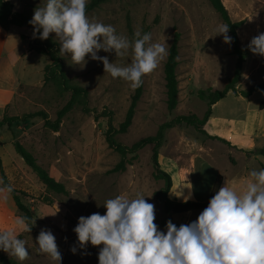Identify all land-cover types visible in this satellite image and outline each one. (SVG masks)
<instances>
[{
    "label": "rangeland",
    "instance_id": "374dc122",
    "mask_svg": "<svg viewBox=\"0 0 264 264\" xmlns=\"http://www.w3.org/2000/svg\"><path fill=\"white\" fill-rule=\"evenodd\" d=\"M10 1L14 10L32 15L41 3V0ZM222 2L232 20L244 19L236 29L240 45L248 44L251 38L264 32V0ZM86 15L94 21L112 25L117 34L130 39L127 20L133 32L137 29L142 32L147 27L153 42H162L166 38L165 42L169 45L174 33H178L175 67L178 103L170 111L165 106V57L155 70L142 76L143 89L131 124L125 132L116 135V139L124 144L153 134L161 122L177 114L192 112L202 116L206 101L197 96L196 90L208 86L220 89L232 75L235 55L231 53V43L226 44L220 35H214L216 25L222 21L207 0H107ZM15 28L8 29L11 31L7 37L10 45L15 44L14 32L19 31ZM50 36L55 40L54 34ZM243 53L244 61L237 82L239 89L264 81V56L253 54L248 49ZM38 54L43 66L49 62L48 55ZM98 55H106L109 62L116 64L131 59L130 54L119 57L113 52L99 51ZM85 59L87 62L83 67L72 64L67 55L62 57V63L70 82L87 89L89 110L84 111L75 105L62 116L56 130L46 120L56 118L57 111L69 98V92L59 91L50 82L43 84V77L41 84L20 85L0 106V117L3 114L21 116L39 110L46 114L45 118L38 115L19 119L10 126L0 128L2 172L12 187L26 194L21 200L32 209L35 220L30 232L15 230L29 250L27 259L20 261L2 250L0 254L23 264H54L46 254L38 251L35 244L41 228L50 229L56 237L62 254L61 264H98L97 253L101 245L86 244L85 249H80L72 229L80 216L94 212L104 214L102 203L116 195L134 198L139 193L145 196L144 199L154 205L153 222L159 230H164L160 225L164 217L163 203L153 195V191L162 187L163 180L152 176V144L144 145L134 156L128 154L126 157L130 158V163L124 170H111L119 160V154L107 145L104 138L107 117H94L95 112L111 110L112 123L117 125L124 117L133 88L129 82L112 78L104 72L100 61L91 60L87 55ZM263 98L262 90H255L246 97L229 90L212 104L205 130L210 133L219 127L227 128L225 133L218 135L228 142L208 138L185 124L165 130L163 142L158 148L159 165L162 169L175 166L188 173L192 200L207 198L217 173L221 175L219 188L224 185L239 192L249 182L250 170L264 168V154L245 152L264 147V109L257 108ZM14 141L28 149L42 167L64 184V193L45 189L36 174L15 152ZM171 173L174 178L178 177L174 171ZM175 183L181 186L177 180ZM167 195L176 198L170 190ZM201 211L172 214L171 218L179 227L194 221ZM17 215L19 211L11 196L0 198V230L12 228L13 218ZM71 247L77 248L75 254L70 252Z\"/></svg>",
    "mask_w": 264,
    "mask_h": 264
},
{
    "label": "clouds",
    "instance_id": "9594fccd",
    "mask_svg": "<svg viewBox=\"0 0 264 264\" xmlns=\"http://www.w3.org/2000/svg\"><path fill=\"white\" fill-rule=\"evenodd\" d=\"M88 0H41L28 24L32 38L47 39L54 34L59 53L69 56L72 64L83 67L86 55L100 61L112 78L140 87L142 76L158 67L168 53V44L153 42L151 33L137 29L131 39L117 34L112 25L94 21L86 15ZM214 35L230 44L229 25H216ZM37 33L39 34L37 36ZM247 49L264 56V32L250 39ZM99 51L131 59L123 64L109 62ZM250 180L239 192L221 186L209 199L196 219L177 227L171 220L164 230L154 223V205L137 193L134 198L116 195L102 205L104 214L80 216L72 231L80 249L86 244L101 245L98 264H264V168L248 173ZM185 188L189 190L185 192ZM11 185L0 179V198L7 199ZM171 195L181 202L192 199L190 187L177 186ZM35 220L23 215L13 218V227L0 230V250L24 261L29 256L25 241L15 230L30 232ZM38 251L54 264L62 254L50 229L41 228L35 238ZM70 252L75 254L76 247Z\"/></svg>",
    "mask_w": 264,
    "mask_h": 264
},
{
    "label": "trees",
    "instance_id": "16d2710c",
    "mask_svg": "<svg viewBox=\"0 0 264 264\" xmlns=\"http://www.w3.org/2000/svg\"><path fill=\"white\" fill-rule=\"evenodd\" d=\"M107 0H88L86 4V13L97 8L103 2ZM212 8L218 13L222 23H227L229 25L228 34L233 37L231 42V53L235 55V62L233 66V72L230 78L226 81L220 89H213L212 87H204L196 90L197 96L206 101V108L202 116H198L195 113L188 112L185 114H177L167 120L161 122L155 132L150 135L140 137L133 141L130 144H124L116 139L118 133H123L127 130L131 124L132 117L134 115L135 106L139 100L142 89H143V80L140 87L133 89L129 104L125 110L123 119L117 124L114 125L111 119V110L103 109L100 112H95L94 117L98 118L100 115L107 117L106 119V128L104 131V138L107 145L113 148L119 154V160L114 164L111 170H124L127 163H130V158L126 156L131 154L134 156L135 152L141 149L146 144H152L151 150V163H152V176L155 179H162L163 185L159 190L153 191V195L156 199H159L163 203L164 217L162 218L160 225L162 228L165 226V222L171 220L178 227V223L174 222L171 218L172 214L184 213L188 211H197L203 210L209 201V199L215 194L218 190L221 175L217 173L214 176L213 182L211 184L210 190L208 192L207 198L205 200H188L187 202H181L176 198H170L167 194L170 190L172 181L170 174L162 169L158 162V148L163 142L165 130L171 128L178 124H185L192 126L195 130L203 134L208 138H215L224 140L226 139L217 135L208 133L204 125L207 122L209 116L211 115V106L217 100L224 97L225 94L231 90L237 95L249 96L255 90L264 91V81L259 83L252 84L245 89H239L237 87V82L240 78L241 64L244 61L243 51L247 49V45H240L239 39L236 33V29L243 23L244 19L232 20L229 16L227 8L225 7L222 0H207ZM32 14L30 12L16 11L13 9V4L10 0H0V26L4 29H8L10 26H18L21 28H32L28 24V21L31 19ZM128 33L132 37L133 30L127 20L126 23ZM147 32V27L143 29L142 33ZM51 34V33H50ZM39 34L37 33V36ZM20 38L25 39L26 35L20 33ZM27 48L33 50L37 53L46 54L49 57V62L45 63L43 66V84L50 82L52 83L59 91L69 92V98L64 103V105L57 111L56 118L53 121L46 122L51 126L53 130H56L58 123L62 116L72 109L75 105L81 107L82 110L88 111L89 107L87 106V89L73 84L70 82L69 77L65 74L63 69L62 57L59 53L58 43L49 37L47 39L41 40L39 38H29L27 40ZM177 54H178V33L175 32L172 40L168 47V53L166 55L165 61L163 63V77L165 85V106L167 110H172L176 107L178 103V80L176 77L175 67L177 65ZM259 110L264 109V98L261 99L257 105ZM42 116L46 117V114L43 111H32L23 113L21 116L17 115H7L3 114L0 117V128L3 125L10 126L13 121L24 120L33 116ZM13 147L16 153H18L25 164H27L31 170L36 174L38 179L42 182L47 191H52L55 193H64L65 186L64 184L57 180L51 173H49L44 167H42L35 159L33 154L26 149L18 141L13 142ZM247 154H264V147H255L253 149L245 150ZM0 176L4 184L10 185L6 179L4 173L2 172L0 165ZM13 199V202L16 208L19 211V215L29 217L31 220H34V214L32 209H30L24 202H22L21 197L26 196L23 191H19L13 187V191L9 194ZM33 229V226L31 227ZM0 264H23L14 259L8 258L0 254Z\"/></svg>",
    "mask_w": 264,
    "mask_h": 264
},
{
    "label": "crops",
    "instance_id": "0c3cea01",
    "mask_svg": "<svg viewBox=\"0 0 264 264\" xmlns=\"http://www.w3.org/2000/svg\"><path fill=\"white\" fill-rule=\"evenodd\" d=\"M10 27H13V25ZM15 27L19 31L14 32L15 44L10 45L7 37L11 31H8L9 28L6 30L0 26V106L6 103L8 98L19 89L20 85L34 86L41 84L43 77V62H39L42 61L40 55L27 48V40L32 37V31H30L32 28ZM20 33L26 35V41L20 38ZM204 128L206 129V123ZM226 129L219 127L218 130L209 132L221 135L226 132ZM164 170L169 172L172 185L177 180L181 186H191L188 173H184L175 166L167 169L165 167ZM171 171H174L178 177L174 178ZM184 190L187 192L189 189L185 188Z\"/></svg>",
    "mask_w": 264,
    "mask_h": 264
},
{
    "label": "bare ground",
    "instance_id": "6f19581e",
    "mask_svg": "<svg viewBox=\"0 0 264 264\" xmlns=\"http://www.w3.org/2000/svg\"><path fill=\"white\" fill-rule=\"evenodd\" d=\"M176 186V183H174L171 187H170V191H173L175 189Z\"/></svg>",
    "mask_w": 264,
    "mask_h": 264
}]
</instances>
